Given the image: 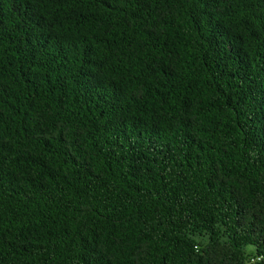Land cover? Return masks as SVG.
<instances>
[{
    "label": "trees",
    "instance_id": "1",
    "mask_svg": "<svg viewBox=\"0 0 264 264\" xmlns=\"http://www.w3.org/2000/svg\"><path fill=\"white\" fill-rule=\"evenodd\" d=\"M264 264V0H0V264Z\"/></svg>",
    "mask_w": 264,
    "mask_h": 264
},
{
    "label": "built area",
    "instance_id": "2",
    "mask_svg": "<svg viewBox=\"0 0 264 264\" xmlns=\"http://www.w3.org/2000/svg\"><path fill=\"white\" fill-rule=\"evenodd\" d=\"M262 256H254L250 260V264H257L261 260Z\"/></svg>",
    "mask_w": 264,
    "mask_h": 264
}]
</instances>
